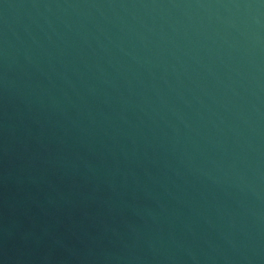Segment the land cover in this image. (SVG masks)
<instances>
[{
	"label": "water",
	"instance_id": "obj_1",
	"mask_svg": "<svg viewBox=\"0 0 264 264\" xmlns=\"http://www.w3.org/2000/svg\"><path fill=\"white\" fill-rule=\"evenodd\" d=\"M0 264H264V0H0Z\"/></svg>",
	"mask_w": 264,
	"mask_h": 264
}]
</instances>
